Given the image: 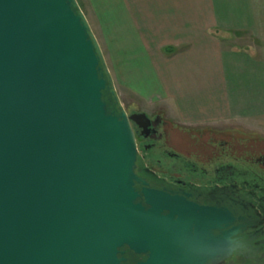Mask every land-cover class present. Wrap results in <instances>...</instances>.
I'll return each instance as SVG.
<instances>
[{
    "label": "water",
    "instance_id": "water-1",
    "mask_svg": "<svg viewBox=\"0 0 264 264\" xmlns=\"http://www.w3.org/2000/svg\"><path fill=\"white\" fill-rule=\"evenodd\" d=\"M138 115L77 0H0V264H122L124 246L149 252L138 264L230 254L233 230H209L200 254L161 214L171 197L143 189L151 207L138 201Z\"/></svg>",
    "mask_w": 264,
    "mask_h": 264
},
{
    "label": "crops",
    "instance_id": "crops-1",
    "mask_svg": "<svg viewBox=\"0 0 264 264\" xmlns=\"http://www.w3.org/2000/svg\"><path fill=\"white\" fill-rule=\"evenodd\" d=\"M122 100L186 126L264 121V0H86Z\"/></svg>",
    "mask_w": 264,
    "mask_h": 264
},
{
    "label": "flooded vegetation",
    "instance_id": "flooded-vegetation-1",
    "mask_svg": "<svg viewBox=\"0 0 264 264\" xmlns=\"http://www.w3.org/2000/svg\"><path fill=\"white\" fill-rule=\"evenodd\" d=\"M124 108L129 115L145 114L131 120L138 148V201L151 207L143 189L171 197L156 203L161 214L172 215L174 237L196 238L200 254L209 230L214 236L233 230L234 248L213 264H264V136L245 135L237 125L186 126L160 109ZM184 134L197 140L195 145ZM166 203L171 210L164 208ZM224 210L232 217L227 224ZM121 251L122 264L148 259L149 252L136 253L128 246Z\"/></svg>",
    "mask_w": 264,
    "mask_h": 264
},
{
    "label": "rangeland",
    "instance_id": "rangeland-1",
    "mask_svg": "<svg viewBox=\"0 0 264 264\" xmlns=\"http://www.w3.org/2000/svg\"><path fill=\"white\" fill-rule=\"evenodd\" d=\"M77 1H78L79 5H80L82 11L86 15V17H87V19H88V21L90 23V26H91V28H92V30H93V32H94V34H95V36H96V38H97L100 46L102 48L103 53H104V47H103L104 45H102L103 42H104V40H103V33H102V30L100 29V26H99V23L97 21V18L93 15L90 7L86 4V0H77ZM104 56H105V53H104ZM113 82H114L115 90H116V93H117V95H118V97L120 99L121 104L124 107H127V108H131V109L137 108V106H131L130 104H126V102H123V100H122V98H123L122 97V92L123 91L121 90L119 92V88L117 87L114 79H113ZM156 109H159V106L150 107L149 112H152V111H154ZM214 125H216V126H224V127H227V126L229 127L231 125H237L242 130L243 129L245 130L244 131V134L245 135L264 136V121L263 120L262 121L261 120L254 121L253 124H251L252 126L240 125L237 122H223V123L221 122V123H217V124H214ZM185 136L188 137V139L191 140V142H194V145H195V142H197V140L191 138L189 136V134L188 135H186V134L182 135L183 138ZM184 139H186V138H184ZM196 145H199L200 146L199 143H196Z\"/></svg>",
    "mask_w": 264,
    "mask_h": 264
},
{
    "label": "trees",
    "instance_id": "trees-1",
    "mask_svg": "<svg viewBox=\"0 0 264 264\" xmlns=\"http://www.w3.org/2000/svg\"><path fill=\"white\" fill-rule=\"evenodd\" d=\"M104 97H110V90L109 89H107L106 91H105V93H104Z\"/></svg>",
    "mask_w": 264,
    "mask_h": 264
}]
</instances>
